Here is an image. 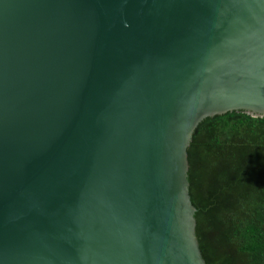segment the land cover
Masks as SVG:
<instances>
[{
    "label": "water",
    "instance_id": "water-1",
    "mask_svg": "<svg viewBox=\"0 0 264 264\" xmlns=\"http://www.w3.org/2000/svg\"><path fill=\"white\" fill-rule=\"evenodd\" d=\"M264 117V0H0V264H207L187 148Z\"/></svg>",
    "mask_w": 264,
    "mask_h": 264
},
{
    "label": "trees",
    "instance_id": "trees-1",
    "mask_svg": "<svg viewBox=\"0 0 264 264\" xmlns=\"http://www.w3.org/2000/svg\"><path fill=\"white\" fill-rule=\"evenodd\" d=\"M196 235L207 264H264V117H208L187 148Z\"/></svg>",
    "mask_w": 264,
    "mask_h": 264
}]
</instances>
